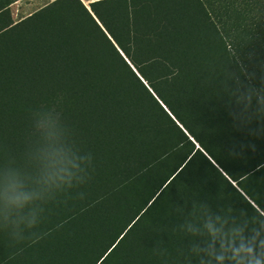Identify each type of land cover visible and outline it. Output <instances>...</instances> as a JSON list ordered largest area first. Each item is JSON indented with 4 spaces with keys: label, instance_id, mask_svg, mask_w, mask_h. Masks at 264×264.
<instances>
[{
    "label": "trees",
    "instance_id": "obj_1",
    "mask_svg": "<svg viewBox=\"0 0 264 264\" xmlns=\"http://www.w3.org/2000/svg\"><path fill=\"white\" fill-rule=\"evenodd\" d=\"M16 1L0 264H264V0Z\"/></svg>",
    "mask_w": 264,
    "mask_h": 264
},
{
    "label": "rangeland",
    "instance_id": "obj_2",
    "mask_svg": "<svg viewBox=\"0 0 264 264\" xmlns=\"http://www.w3.org/2000/svg\"><path fill=\"white\" fill-rule=\"evenodd\" d=\"M53 0H18V4L11 5V12L15 22L31 15Z\"/></svg>",
    "mask_w": 264,
    "mask_h": 264
},
{
    "label": "clouds",
    "instance_id": "obj_3",
    "mask_svg": "<svg viewBox=\"0 0 264 264\" xmlns=\"http://www.w3.org/2000/svg\"><path fill=\"white\" fill-rule=\"evenodd\" d=\"M8 199L10 203L15 204L18 207H22L30 200V197L22 191H19L16 185H13L10 189Z\"/></svg>",
    "mask_w": 264,
    "mask_h": 264
},
{
    "label": "built area",
    "instance_id": "obj_4",
    "mask_svg": "<svg viewBox=\"0 0 264 264\" xmlns=\"http://www.w3.org/2000/svg\"><path fill=\"white\" fill-rule=\"evenodd\" d=\"M16 4H18V1H16L15 3H13L12 5L15 6Z\"/></svg>",
    "mask_w": 264,
    "mask_h": 264
}]
</instances>
